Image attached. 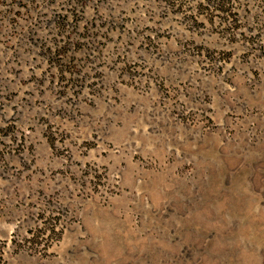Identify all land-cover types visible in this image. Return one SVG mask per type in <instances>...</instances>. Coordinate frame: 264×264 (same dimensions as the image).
I'll use <instances>...</instances> for the list:
<instances>
[{"label":"rangeland","instance_id":"obj_1","mask_svg":"<svg viewBox=\"0 0 264 264\" xmlns=\"http://www.w3.org/2000/svg\"><path fill=\"white\" fill-rule=\"evenodd\" d=\"M0 264H264V0H0Z\"/></svg>","mask_w":264,"mask_h":264}]
</instances>
